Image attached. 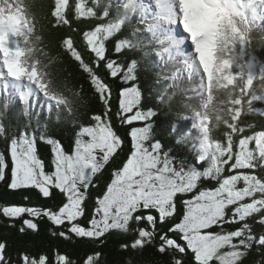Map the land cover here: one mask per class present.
I'll return each mask as SVG.
<instances>
[{
  "label": "snow or ice",
  "instance_id": "obj_1",
  "mask_svg": "<svg viewBox=\"0 0 264 264\" xmlns=\"http://www.w3.org/2000/svg\"><path fill=\"white\" fill-rule=\"evenodd\" d=\"M0 14V181L7 177L24 200L53 201L3 205L0 216L19 220L21 234L46 218L54 238L99 243L123 234L132 238L122 250L160 255L135 264H253V250H264V0H53L51 28L72 33L59 53L103 105L87 124L71 121L70 151L57 132L73 107L53 90L50 71L62 58H40L37 48L50 53L23 0H0ZM84 20L99 23L73 26ZM101 65L121 82L115 116L130 126L127 153ZM145 69H155L147 87ZM173 105L175 120L160 124L159 113ZM40 144L50 146L51 170ZM8 249L0 241V264H76L58 246L51 256L24 251L16 259ZM102 255L81 264H104Z\"/></svg>",
  "mask_w": 264,
  "mask_h": 264
},
{
  "label": "trees",
  "instance_id": "obj_2",
  "mask_svg": "<svg viewBox=\"0 0 264 264\" xmlns=\"http://www.w3.org/2000/svg\"><path fill=\"white\" fill-rule=\"evenodd\" d=\"M41 2L45 4L41 6ZM29 5L32 7L35 17L38 21L37 23V33L43 34L44 42L47 47V52L53 53V58L51 57L49 61L52 59H59V55H63V53H59V41L62 38L61 33L63 28L59 30L52 29L51 18L47 15L51 5L48 0H28ZM56 49V50H55ZM65 60V65L62 68V65L57 63L51 64V71L58 77L61 73H64L66 76L65 80L66 85L61 87L67 88L68 91L74 93L76 101L78 102L81 109V117L83 121H89V115L92 113H101L103 110V105L99 102L98 98L94 95L91 88L87 83V78L84 74L78 73L76 65L67 59V57L63 56ZM73 71V72H72ZM61 72V73H60ZM61 77V76H60ZM147 80V78H145ZM145 82L143 81L142 84ZM83 84V91L77 94L78 85ZM143 87H146L143 85ZM159 122L160 124H166L169 121L173 120V115L167 109L161 111L159 113ZM78 123V121H77ZM74 126V125H71ZM64 127L57 132L58 138L63 142L66 149L71 150V146H69V140L72 138L71 133L74 129L73 127ZM159 127V126H157ZM122 130V128H119ZM223 127L221 126L219 130H217L218 136L222 137ZM183 152L187 153L185 150ZM47 151L43 152V157L46 158L45 154ZM47 159V158H46ZM46 164L48 166V170H51L50 161L47 159ZM109 177V173H105L104 180H107ZM6 180L3 183L0 182V206L3 205H48L51 206L53 201L51 199L47 200H37L35 198V194H33V198L31 200H24L25 193L22 192H13L10 191L6 187ZM102 189L104 187L103 183L99 185ZM59 199V197H58ZM89 205L93 203V200L88 201ZM5 218L0 216V241H7L9 245V252L13 253V259H16L15 253L27 251L29 253H43L47 252L50 256L53 254L56 246L59 247L61 252L67 251L68 255L71 256L76 264H81V261L86 257L87 254H91L93 252L102 253V260L104 264H127L129 259L134 261L137 260H145L152 261L160 259L159 253L156 252L155 248L147 247L144 251L143 257L138 254H134L131 251L122 250L120 245L125 241L131 240V236L123 235V234H113L108 236L106 241H102L99 243H92L86 240H76L73 241H65L63 239L54 238L51 236V230L55 228L46 218L39 219L38 221V231L27 232L26 234H21L18 229L20 227L19 220H4ZM82 222L86 223L87 221L82 218ZM15 224V227L12 225ZM58 230V229H56ZM253 255L250 257L251 261H254V264H264V250H253Z\"/></svg>",
  "mask_w": 264,
  "mask_h": 264
},
{
  "label": "rangeland",
  "instance_id": "obj_3",
  "mask_svg": "<svg viewBox=\"0 0 264 264\" xmlns=\"http://www.w3.org/2000/svg\"><path fill=\"white\" fill-rule=\"evenodd\" d=\"M23 4L25 5V7L28 9V10H30V12L31 13H33L34 15H35V13H34V11H33V9H32V7L31 6H29V5H27L24 1H23ZM41 4V6H43L45 3L44 2H41L40 3ZM37 26V25H36ZM48 53H50V56H48V55H44L43 53H40V51L38 52V54H40V58L41 59H43V60H46V61H49L50 60V58L52 57L53 58V56H51V55H53V53H51V52H48ZM60 58H62V61L61 62H59V64L60 65H62V68L61 69H63V66L65 65V60L63 59V55H59V59ZM55 59H57V57L55 58ZM59 59H57V60H59ZM50 62V61H49ZM73 72V71H72ZM61 73V72H60ZM61 76V77H60ZM60 76H53V80H55V81H57L60 85H66V81L65 80H67L66 79V76L64 75V73H61L60 74ZM68 81V80H67ZM59 85V86H60ZM1 183H3V181H0ZM6 185V184H5ZM4 220H7V221H9L7 218H5ZM28 232H30V231H28Z\"/></svg>",
  "mask_w": 264,
  "mask_h": 264
},
{
  "label": "clouds",
  "instance_id": "obj_4",
  "mask_svg": "<svg viewBox=\"0 0 264 264\" xmlns=\"http://www.w3.org/2000/svg\"><path fill=\"white\" fill-rule=\"evenodd\" d=\"M63 86V85H62Z\"/></svg>",
  "mask_w": 264,
  "mask_h": 264
},
{
  "label": "water",
  "instance_id": "obj_5",
  "mask_svg": "<svg viewBox=\"0 0 264 264\" xmlns=\"http://www.w3.org/2000/svg\"><path fill=\"white\" fill-rule=\"evenodd\" d=\"M56 50V49H55Z\"/></svg>",
  "mask_w": 264,
  "mask_h": 264
}]
</instances>
